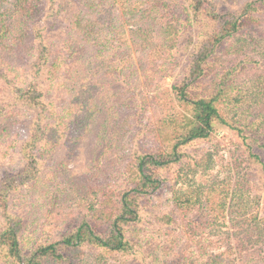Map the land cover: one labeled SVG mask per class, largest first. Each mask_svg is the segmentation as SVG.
I'll return each instance as SVG.
<instances>
[{"label":"rangeland","instance_id":"obj_1","mask_svg":"<svg viewBox=\"0 0 264 264\" xmlns=\"http://www.w3.org/2000/svg\"><path fill=\"white\" fill-rule=\"evenodd\" d=\"M142 1L0 0V186L4 178L21 173L25 167L21 147L32 112L12 90L28 85L33 78L41 37L51 54L37 80L47 103L46 123L59 130L61 143L41 151L36 178L10 196L11 212L23 221L21 242L27 252L70 232L88 216L92 203L98 205L99 189L119 192L130 186L122 171L135 133H140L135 146H153L146 127H152L160 115L155 86L170 87L183 77L193 45L163 51L165 59L151 54L150 48L143 49L138 27H148L153 21L137 13ZM209 1L219 12L234 14L255 2L252 11L257 21L244 27L243 52L224 59L226 67L241 60L240 73L229 81L233 90L227 92L229 105L225 107L235 109L230 114L229 109L225 111L241 126L257 123L255 129L261 126L257 135L264 139V4L259 0ZM79 16L84 20L101 17L105 25L111 21L112 28L101 31L109 38L104 47L83 37L76 24ZM160 19L166 18L159 17L156 22ZM150 34L158 42L159 25L151 26ZM114 35L120 37L119 42L112 39ZM112 52L116 62L108 59ZM53 62L54 70L50 67ZM223 74V70H216L205 80L222 81ZM241 148L246 146L237 132L217 123L210 139L186 146L185 151L190 155L212 152L211 168L206 172L199 169L196 180L208 184L232 174L230 178L240 183L249 201L245 210L252 221L256 214L264 217V170L258 163H250L237 178L233 154ZM260 153L264 159V149ZM174 171L175 167L161 171L169 181L143 198L140 220L126 225L129 252L105 256L103 251L104 256L95 259L96 252L87 249L82 264H201L208 259L205 253L223 254L220 264H264V239L258 242L255 236L254 247L248 248L249 234L238 220L222 216L219 221L209 220L216 222L212 224L201 210L186 216L174 207L170 199ZM169 214L175 217L172 223L163 220ZM5 225L6 217L0 213V230Z\"/></svg>","mask_w":264,"mask_h":264},{"label":"trees","instance_id":"obj_2","mask_svg":"<svg viewBox=\"0 0 264 264\" xmlns=\"http://www.w3.org/2000/svg\"><path fill=\"white\" fill-rule=\"evenodd\" d=\"M259 2L264 4V0ZM254 3H248L239 14L219 12L209 0H183V4L179 0H143L140 3L138 8L141 9L137 13L142 18L151 17L153 21V25L138 27L139 45L143 49L150 48L151 54L165 59L163 51L169 52L178 45H187V48L193 45L183 77L170 87L155 86L157 112L160 115L152 127H146L153 146L146 148L141 143L135 146V139L140 134L135 133L130 138L131 147L122 171L130 186L119 192L99 189L101 199L98 205L92 203L88 216L70 232L57 241L27 252L21 242L23 221L11 212L10 196L13 191L36 178L42 162L41 151L61 144L59 130L51 123H46L47 103L37 76L49 63L51 50L42 37L39 39L38 57L33 63V78L28 85L12 90L14 96L32 112V116L27 121V135L21 147L25 167L21 173L4 178L0 186V213L6 217V225L0 230V264H82L87 249L96 252L95 259L102 258L103 251H106L105 256L127 254L131 245L125 233L126 225L140 220L143 198L155 193L166 183L170 177L162 175L161 171H171L173 167L176 179L170 199L176 209L186 216L201 210L212 224L216 222L209 220L219 221L222 216H229L234 222L238 220L239 226L246 228L249 234L246 237L248 248H253L255 241L264 239V217L260 218L256 214L252 221L249 220L248 210H245L249 201L241 191L240 183H234L233 178H230L232 174L230 177L228 174V177L221 180L202 184L196 180V173L199 169L206 172L211 168L212 152L190 155L185 151L186 146L210 139L216 124L221 123L235 130L246 146V149L241 148V151L237 150L233 154L235 176L238 178L250 163H258L264 170V159L260 153L264 149V139L257 135L261 126L255 129L254 125L257 123L248 126L236 124L228 117V113L233 112L235 107L225 108L229 105L227 92L233 90L229 81L240 73L241 60L232 67H226L224 59L239 56L243 52L246 46L242 37L244 27L257 21L252 11ZM178 4L181 7L177 10L170 9ZM257 9L258 6L255 10ZM154 12L157 13L156 16ZM159 17L166 19L156 22ZM101 20V17L84 20L79 16L76 24L89 43L102 44L104 47L105 40L109 38L102 36L101 31L112 28V23L104 21L105 25ZM138 22L143 23L142 19H138ZM155 25H159L161 31L158 42L152 40L150 34L151 26ZM191 30L195 33H191ZM112 31L115 29L110 30ZM115 38L119 42L120 37L114 35L112 39ZM181 38L183 41H180ZM114 49L117 50L116 47ZM114 56L115 52H112L108 59L112 60ZM53 65L54 62L50 65L51 69ZM216 70L224 71L222 81L221 78L220 81L214 78L213 81L206 82L205 78L213 75ZM214 82L215 85L209 87ZM226 109H229L228 113ZM255 147L259 150L256 151ZM163 220L172 223L175 217L169 214ZM255 236L258 239L254 241ZM205 254L208 259L201 264H220L223 261V254Z\"/></svg>","mask_w":264,"mask_h":264}]
</instances>
